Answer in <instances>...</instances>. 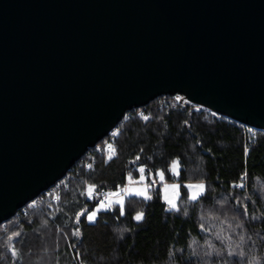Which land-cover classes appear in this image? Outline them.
<instances>
[{
  "label": "water",
  "instance_id": "water-1",
  "mask_svg": "<svg viewBox=\"0 0 264 264\" xmlns=\"http://www.w3.org/2000/svg\"><path fill=\"white\" fill-rule=\"evenodd\" d=\"M177 94L264 131V0H0V224Z\"/></svg>",
  "mask_w": 264,
  "mask_h": 264
},
{
  "label": "trees",
  "instance_id": "trees-1",
  "mask_svg": "<svg viewBox=\"0 0 264 264\" xmlns=\"http://www.w3.org/2000/svg\"><path fill=\"white\" fill-rule=\"evenodd\" d=\"M142 110L119 122L109 149L76 161L56 203H28L0 224V264H264V131L194 104ZM139 167L179 183L175 207L159 183L150 199L128 195L88 221L100 190ZM184 182L203 183L196 199Z\"/></svg>",
  "mask_w": 264,
  "mask_h": 264
},
{
  "label": "rangeland",
  "instance_id": "rangeland-1",
  "mask_svg": "<svg viewBox=\"0 0 264 264\" xmlns=\"http://www.w3.org/2000/svg\"><path fill=\"white\" fill-rule=\"evenodd\" d=\"M208 111L212 112L211 110ZM141 168L143 167L138 168V176L134 179H130L124 187L119 188L115 191H110V196L107 205H104V207H100L101 205L98 204L95 207V209L91 212L97 213V209L99 210L105 209L107 206H110L114 203L122 204L124 198L128 195H138L141 197H145L146 195L149 197L152 194V188L159 183H160L161 197L166 202L168 207L172 208L173 204L176 205V201L179 195V183L163 181L160 172L156 174V177H154L150 173H147L144 168H143L144 171L141 172L140 171ZM177 170H178V162L177 160H175L170 166V171L171 173L176 174ZM201 184L203 185L202 182H184V185L188 189V194L190 198H192L194 194L197 197L202 192L203 188L197 187L198 185ZM87 219H88V215H87Z\"/></svg>",
  "mask_w": 264,
  "mask_h": 264
},
{
  "label": "built area",
  "instance_id": "built-area-1",
  "mask_svg": "<svg viewBox=\"0 0 264 264\" xmlns=\"http://www.w3.org/2000/svg\"><path fill=\"white\" fill-rule=\"evenodd\" d=\"M170 97L171 98H168V97H166V95L158 97V98H156V102L157 103H161V104H166L169 101H173V102H176V103H178L180 105L192 104L187 99L181 98V95H179V94L173 95V96H170ZM142 113H143L142 107L133 108V109L127 111L122 119H127L130 116H132V115L142 114ZM118 125H119V123L115 127L111 128L108 131L107 135H105L98 143H96V145L94 147L89 149V150H91V152H89V155L92 154L93 152H100L103 148H107V149L110 148L112 139L115 137V135L118 132V129H119ZM129 176H130V174H129ZM67 179H68V172L65 174L64 177H62L60 180L56 181L48 189L43 191L39 196H37L34 200H32L29 203L38 204V203H40L42 201H46V200L47 201H51L53 203H56L58 201V199H59V196H60V189H61V187H63L66 184ZM109 196H110V191H108V190H100V192L98 194V200H97L98 204L107 205L108 200H109ZM20 210H22L20 213H25L27 208L22 207ZM16 214H19V210L17 211Z\"/></svg>",
  "mask_w": 264,
  "mask_h": 264
},
{
  "label": "snow or ice",
  "instance_id": "snow-or-ice-1",
  "mask_svg": "<svg viewBox=\"0 0 264 264\" xmlns=\"http://www.w3.org/2000/svg\"><path fill=\"white\" fill-rule=\"evenodd\" d=\"M145 119H147V117H145ZM140 171L143 172L144 169L141 168ZM160 175H161V178H162V177H163V173H160ZM129 179H131V177H130ZM190 187H191V185H190ZM197 187L203 188V185L201 184V185H198ZM145 198H146V199H150V197H148V196H146V195H145ZM192 198H193V199H196V195L194 194ZM100 207H104V205H101ZM172 207L174 208L175 205L173 204ZM97 211H99V209H97ZM121 214H123V209H121ZM79 215H84V213H80ZM95 216H96V212H91L90 214H88V220H89L90 222L93 221V220L95 219ZM142 218H143V213H138V214L136 215V217H135L136 220H141ZM77 222H79V221H77ZM16 235H19V233H17ZM74 235L79 236V235H80L79 230H77V231L74 233ZM10 239H11V238H10ZM229 254L231 255V253H229ZM12 255H13V256H16V255H17V252H16V250H15L14 248L12 249Z\"/></svg>",
  "mask_w": 264,
  "mask_h": 264
}]
</instances>
